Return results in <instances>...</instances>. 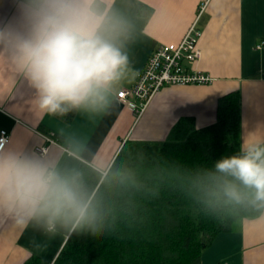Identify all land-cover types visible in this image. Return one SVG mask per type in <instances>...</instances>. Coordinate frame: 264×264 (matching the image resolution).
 <instances>
[{
  "label": "crops",
  "instance_id": "1",
  "mask_svg": "<svg viewBox=\"0 0 264 264\" xmlns=\"http://www.w3.org/2000/svg\"><path fill=\"white\" fill-rule=\"evenodd\" d=\"M94 6L107 17L105 35L128 55L129 68L102 108H70L69 122L39 108L37 91L18 66L17 41L0 36V135L10 136L0 159L39 162L70 187L84 167L104 177L127 142H163L184 120L196 129L213 125L220 100L234 93L241 96V148L264 143V47L256 49L264 44V0H94ZM195 21L202 58L194 68L213 83L165 88L138 118L117 95L132 89L154 52L179 44ZM6 28L27 34L17 0H0V31ZM47 135L58 145L40 157L34 151ZM84 210L77 203L48 230L44 218H26L0 203V264L34 257L54 264ZM200 264H264V211L218 235Z\"/></svg>",
  "mask_w": 264,
  "mask_h": 264
},
{
  "label": "trees",
  "instance_id": "2",
  "mask_svg": "<svg viewBox=\"0 0 264 264\" xmlns=\"http://www.w3.org/2000/svg\"><path fill=\"white\" fill-rule=\"evenodd\" d=\"M73 113L59 114L69 122ZM240 137L234 93L207 128L184 120L163 142H127L104 177L82 168L70 188L85 210L54 264H200L218 235L264 211L252 190L215 170L220 158L243 154ZM227 181L241 192L239 203L224 195Z\"/></svg>",
  "mask_w": 264,
  "mask_h": 264
},
{
  "label": "clouds",
  "instance_id": "3",
  "mask_svg": "<svg viewBox=\"0 0 264 264\" xmlns=\"http://www.w3.org/2000/svg\"><path fill=\"white\" fill-rule=\"evenodd\" d=\"M17 10L27 34L6 28L0 36L17 41L18 66L34 85L39 108L53 114L102 108L109 88L128 70L129 57L106 37L107 17L94 0H17ZM242 152L220 158L215 170L252 190L253 203L264 207V146L248 145ZM223 192L241 201L233 182ZM0 203L26 218H44L52 230L62 214L77 207V198L45 165L8 157L0 159Z\"/></svg>",
  "mask_w": 264,
  "mask_h": 264
},
{
  "label": "built area",
  "instance_id": "4",
  "mask_svg": "<svg viewBox=\"0 0 264 264\" xmlns=\"http://www.w3.org/2000/svg\"><path fill=\"white\" fill-rule=\"evenodd\" d=\"M201 36L195 21L179 44L160 46L138 76L135 86L117 95L118 101L140 118L151 100L165 88L211 85L213 79L194 68L202 58V51L199 48ZM263 47L264 44H259L256 49L261 50ZM44 141L46 144L34 151L40 157L47 155L52 146L58 145V142L49 135L44 136ZM9 142V134L3 131L0 135V154Z\"/></svg>",
  "mask_w": 264,
  "mask_h": 264
}]
</instances>
